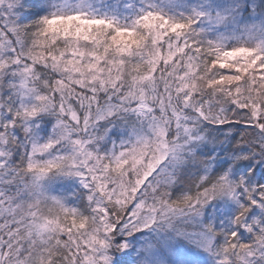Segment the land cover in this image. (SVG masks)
Segmentation results:
<instances>
[{"label": "snow or ice", "instance_id": "obj_1", "mask_svg": "<svg viewBox=\"0 0 264 264\" xmlns=\"http://www.w3.org/2000/svg\"><path fill=\"white\" fill-rule=\"evenodd\" d=\"M0 264H264V0H0Z\"/></svg>", "mask_w": 264, "mask_h": 264}]
</instances>
